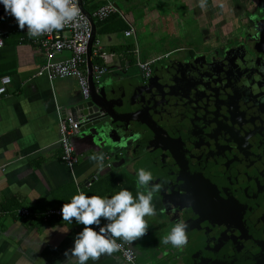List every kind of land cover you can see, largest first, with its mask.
I'll use <instances>...</instances> for the list:
<instances>
[{
    "label": "flooded vegetation",
    "instance_id": "flooded-vegetation-1",
    "mask_svg": "<svg viewBox=\"0 0 264 264\" xmlns=\"http://www.w3.org/2000/svg\"><path fill=\"white\" fill-rule=\"evenodd\" d=\"M197 25L199 35L177 41L149 78H133L134 92L155 109L147 106L151 122L139 119L175 162L166 164L172 181L163 185L180 202L174 221L189 225L186 261L264 264V0L223 34ZM128 79L119 77L116 87ZM167 250H157L161 260Z\"/></svg>",
    "mask_w": 264,
    "mask_h": 264
},
{
    "label": "crops",
    "instance_id": "crops-1",
    "mask_svg": "<svg viewBox=\"0 0 264 264\" xmlns=\"http://www.w3.org/2000/svg\"><path fill=\"white\" fill-rule=\"evenodd\" d=\"M258 2L242 0L231 11H244L249 5ZM82 3L91 16L101 7L113 4L111 0H82ZM132 3H143L139 6L141 8L152 6L139 0ZM243 3L246 5L243 6ZM162 4L171 11L183 5V13L188 12L186 9L194 12L212 10L211 0H203L200 3L202 9L194 0H164ZM118 9L125 21L119 16L117 18L120 21L110 26H101V22L95 21V40L101 43L103 51L112 60L108 73L102 79L110 83L122 76L135 78L141 75L135 66L137 49L141 61L162 54L157 51L153 53L152 50L142 59V39L138 34V26H141L140 21L144 16L136 8V18L129 19ZM193 18L199 21L198 17ZM186 19L184 17L183 21ZM9 21H12V27ZM180 24L184 23L180 21ZM132 29L134 35L125 38L124 33ZM1 30L6 34L2 37L4 47L0 49V79L10 77L11 84L6 96L0 99V264H62L66 259L65 251L73 247L75 236L85 226L77 224L75 218L71 223L63 218L44 221V213L61 210L63 204L70 203L71 198L81 191L88 196L110 197L122 189H128L135 198L137 189L132 180L118 168L122 162L120 156H114L104 149L102 142L84 138L80 134L71 138L79 162L73 172L66 167L61 160L62 149L58 143L59 116H66L65 112L81 97L78 83L75 79L50 82L45 76H37L45 60L34 38L20 30L13 20L5 21ZM124 51L133 58H126ZM69 56L65 53L58 60ZM101 155L104 157L102 162L98 160ZM108 163L112 168H107ZM92 177L98 180L87 188L85 184ZM23 209L32 215L20 216ZM101 220L102 224L106 223L103 218ZM158 220L157 212L153 216H146V234L130 243L140 264H163L158 248L154 246L160 233ZM91 227L95 228V225ZM117 241L123 240L117 238ZM87 264L125 263L118 254L112 252L102 254L97 261L89 260Z\"/></svg>",
    "mask_w": 264,
    "mask_h": 264
},
{
    "label": "clouds",
    "instance_id": "clouds-1",
    "mask_svg": "<svg viewBox=\"0 0 264 264\" xmlns=\"http://www.w3.org/2000/svg\"><path fill=\"white\" fill-rule=\"evenodd\" d=\"M5 13L14 17L20 30L27 28L30 38L39 37L54 30H61L75 22L80 16L77 0H0ZM94 159H97L94 157ZM103 155L98 157L102 162ZM137 193L122 189L110 197L88 196L79 192L70 203L63 204L61 214L64 221L75 222L85 227L74 238V245L64 253L62 264H87L97 261L102 254H111L120 244L117 238L132 243L146 234V216L156 214L154 194L160 184H151L150 170L140 168L136 173ZM144 191H140V189ZM101 218L106 221L102 224ZM95 225L93 228L91 226ZM189 225L183 220L175 222L162 238L164 245L182 247L186 244Z\"/></svg>",
    "mask_w": 264,
    "mask_h": 264
},
{
    "label": "water",
    "instance_id": "water-1",
    "mask_svg": "<svg viewBox=\"0 0 264 264\" xmlns=\"http://www.w3.org/2000/svg\"><path fill=\"white\" fill-rule=\"evenodd\" d=\"M78 4L92 25V37L87 54L90 91L88 98L81 95L75 100L65 112L66 117L71 116L75 121L80 122L78 135L102 142L104 149H108L114 156L122 158L118 168L132 180L136 189L137 171L140 168H145L152 172L154 179L150 185H161L160 191L154 194L153 199L156 212L161 215L159 222L162 226L158 231V233L160 232L159 238L156 239L154 246L159 251L161 248L171 249L169 252L168 250L162 252L163 264H190V261H186L184 258L193 253V249L187 241L182 247L164 245L161 242L175 224L173 219L176 214L175 209L180 202L174 188L163 185L164 178L167 180L169 178L172 181L171 172L165 167L169 160L174 162L170 150L163 146L159 134L146 124L147 121L139 119L144 116L151 122L147 106L150 112H154L155 109L150 108L145 97L142 99L137 92H134L133 85L136 81L133 78L127 80V87L122 86V88L116 87L117 81L110 83L102 80L98 84L93 82L91 58L96 24L91 14L84 9L82 0H78ZM147 97L150 99V96ZM159 97L157 95V98ZM140 128H145L146 133L138 132ZM162 157L164 158L162 159ZM172 161L171 163H173ZM140 191H144V189L141 188ZM169 254L176 258H167ZM188 258L190 260L189 256ZM192 261L195 262V260Z\"/></svg>",
    "mask_w": 264,
    "mask_h": 264
},
{
    "label": "built area",
    "instance_id": "built-area-1",
    "mask_svg": "<svg viewBox=\"0 0 264 264\" xmlns=\"http://www.w3.org/2000/svg\"><path fill=\"white\" fill-rule=\"evenodd\" d=\"M112 16H119L125 21L124 16L114 4H107L92 14L94 21H99L101 23L105 22ZM8 20L15 21V18L6 15L4 6L0 5V49L4 47L2 37L6 34L5 31L1 30V26ZM24 31L27 33V28H25ZM133 35V29L124 33L125 38H131ZM91 37V22L80 9V16L75 22L67 24L61 30H54L34 38V43L39 47L38 49L42 53L45 60L37 76H45L50 82L63 79H75L80 88L81 95L84 98H88L90 84L87 54ZM65 53L70 55L69 58L58 60V57ZM135 54L137 56L135 66L138 68L141 75L147 79L151 74L152 66L162 59L167 58L170 53L157 55L148 61H141L139 59L138 49ZM91 60L92 79L94 83L98 84L101 82L104 75L108 73V66L112 61L111 57L103 51L99 41L95 40L93 43ZM10 84V77H3L0 79V99L6 96L7 88ZM60 116V137L58 143L62 149L61 160L66 167L73 172L79 161L71 142V138L79 133L80 122L75 121L71 116L66 117L62 116V114H60ZM107 160L109 159L107 158ZM107 168H112V165L108 163ZM97 180V177H92L89 181H87L85 186L90 188ZM19 215L22 217H29L32 213L27 209H23L20 211ZM53 218H63L61 210H48L43 215L44 221H49ZM117 243L120 244V247L114 252L119 255L125 264H140L138 262L136 252L129 242L117 241Z\"/></svg>",
    "mask_w": 264,
    "mask_h": 264
},
{
    "label": "rangeland",
    "instance_id": "rangeland-1",
    "mask_svg": "<svg viewBox=\"0 0 264 264\" xmlns=\"http://www.w3.org/2000/svg\"><path fill=\"white\" fill-rule=\"evenodd\" d=\"M134 0H111L113 4H115L118 8H120L129 19L136 18V8L141 12L140 15L144 16V19L140 21L141 26H138V34L142 39L141 43V57L145 58V52L150 53L155 46V43L162 42L165 39L166 43L164 47L168 46L167 42L171 41H182V42H191V38L197 37L199 35V24L203 29H210L213 33H218L222 31L226 32L225 27L231 26V24H235L238 17H241L242 12L241 9L236 12L231 11L232 7L238 5L242 0H211L212 10H206L205 12H194L187 10L188 12L184 13L183 17H187V23L189 26L180 24L179 11L177 10V6L175 7V11L168 10L167 6L162 4L164 0H139V2H145V4H150L144 8L139 7L142 4L135 3L133 5ZM195 4H199L203 2V0H194ZM170 3V1H169ZM190 6V1H188ZM246 4L243 3V6ZM184 7L183 5L180 8ZM191 7V6H190ZM132 8V9H131ZM197 8V7H196ZM199 8H203L202 5ZM150 11H154L151 13ZM184 11V10H183ZM194 12V13H193ZM193 13V15H192ZM146 16V17H145ZM199 18L198 22H196L193 18ZM140 20V19H139ZM9 26L12 27V21H9ZM183 26H187L184 28ZM230 30V29H229ZM187 40V41H186ZM153 53L155 51H152ZM151 52V53H152ZM163 52H160V54ZM123 55L126 58L132 59V56L127 55L126 51H124Z\"/></svg>",
    "mask_w": 264,
    "mask_h": 264
},
{
    "label": "trees",
    "instance_id": "trees-1",
    "mask_svg": "<svg viewBox=\"0 0 264 264\" xmlns=\"http://www.w3.org/2000/svg\"><path fill=\"white\" fill-rule=\"evenodd\" d=\"M177 9L180 11L179 15L183 17L184 13L182 12V9L180 7H178ZM183 20H184V17L183 18L180 17V21H182L185 25L189 26V24H186L188 21H185L184 22ZM119 21L120 20L117 18V16H112L111 18H109L105 22L101 23L100 25L103 26V25L106 24V26H110L111 24L116 23V22H119ZM97 24L99 25V23H97ZM187 26H183V27L184 28H187ZM165 43H166L165 39H163L162 42L155 43V46H153L154 48L152 50L153 51H157V52L166 53V52H169L171 50L177 49L178 48L177 45L179 44L176 41H171V42H167L168 43V46L167 47H164V44ZM145 53L147 55L149 54L148 52H145ZM145 57H146V55H145Z\"/></svg>",
    "mask_w": 264,
    "mask_h": 264
}]
</instances>
